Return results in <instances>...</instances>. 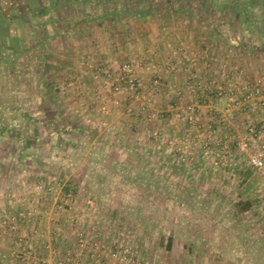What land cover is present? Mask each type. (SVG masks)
Returning a JSON list of instances; mask_svg holds the SVG:
<instances>
[{
	"label": "rangeland",
	"instance_id": "1",
	"mask_svg": "<svg viewBox=\"0 0 264 264\" xmlns=\"http://www.w3.org/2000/svg\"><path fill=\"white\" fill-rule=\"evenodd\" d=\"M8 1L53 8L48 25ZM0 13V264H264V176L239 148L264 123V0ZM129 62L138 99L105 73Z\"/></svg>",
	"mask_w": 264,
	"mask_h": 264
},
{
	"label": "built area",
	"instance_id": "2",
	"mask_svg": "<svg viewBox=\"0 0 264 264\" xmlns=\"http://www.w3.org/2000/svg\"><path fill=\"white\" fill-rule=\"evenodd\" d=\"M172 69L174 67H171ZM134 71V64L132 63H124L120 68L118 69V72L115 74L114 70H106V77L107 80H111L112 83L110 85V90L116 93H124L128 92L132 98L138 99L139 98V90L141 89V85L136 77L133 75ZM107 83V82H106ZM155 85H158V82H154ZM216 92L215 96L218 100H221L224 98V96L229 97V101L232 100V96L235 94V86L228 85V87H223L222 85L216 86ZM262 91L259 88H256L254 92H251L245 96V100L252 99L253 95H260ZM261 106L264 105V102L260 104ZM233 105L231 103L227 104V111H230ZM144 109V106L142 107ZM102 112L106 113V107H102ZM189 120L192 121V117H189ZM253 131L254 138L249 142L246 143H240L239 148L241 151H246L248 155V164L250 167L258 172H261L264 176V123L259 126L257 129H251V132ZM263 141L261 149L256 148L254 146V142ZM13 231L17 229L16 225L12 226ZM26 253V252H25ZM28 259H31L33 256L30 252V250L27 252Z\"/></svg>",
	"mask_w": 264,
	"mask_h": 264
},
{
	"label": "crops",
	"instance_id": "3",
	"mask_svg": "<svg viewBox=\"0 0 264 264\" xmlns=\"http://www.w3.org/2000/svg\"><path fill=\"white\" fill-rule=\"evenodd\" d=\"M27 2H32V0H26ZM88 1V0H87ZM8 3H9V5L10 6H8L9 8H6V17H7V12L9 13V14H12L10 17H7V18H10V22L12 21V23H13V21L15 20V21H18V15H17V13L19 12V11H24L25 12V17H23L22 16V18L21 19H19V21L18 22H23L24 23V25L26 24V25H28V24H30L31 26H32V23H37L38 24V26L39 27H45V26H47L48 25V20L47 19H49V16H50V14L52 13V10H53V8H14V4H17L18 2H16V1H8ZM26 10V11H25ZM33 10L34 11H36V14L38 13L39 15H38V17L36 18V19H34V18H32V14H33ZM93 11V10H92ZM4 14V13H3ZM42 14V15H41ZM19 15H20V13H19ZM1 16H3L1 13H0V17ZM78 16V15H77ZM76 16V18H78ZM84 17V16H83ZM42 21H46L44 24H41V22ZM9 22V23H10ZM50 22V21H49ZM5 23V22H4ZM40 23V24H39ZM50 23H52V21L50 22ZM56 24V22H53V24ZM104 26V25H103ZM102 26V27H103ZM36 26H34V28H35ZM57 38V37H56ZM32 39H31V36L30 35H28V36H23L22 37V41L20 42L21 44H23V45H30L31 43H32V41H31ZM0 42H1V38H0ZM39 44H40V41H39ZM12 46L11 45V43L10 44H8V46ZM91 45H93L94 46V43L92 42L91 43ZM31 48H29V50H30ZM7 52H8V54L7 55H13L12 54V51H11V49L10 48H7ZM13 50V49H12ZM11 51V52H10ZM14 51V50H13ZM102 59H104V60H106V61H112V59L111 58H109V56H103V58ZM111 67H114V64H111ZM22 153V152H21ZM22 155V154H21ZM13 204H14V202H13ZM1 205V204H0ZM3 205H5V203L3 204ZM1 218H8V216H6V215H4V214H0V219ZM27 227H31V226H29V225H26ZM9 249V246L7 245V242L6 241H4V242H1L0 243V258L2 259V257L4 258V256H3V254L7 251ZM5 255V254H4ZM1 262H4V260L2 259L1 260ZM4 264V263H3Z\"/></svg>",
	"mask_w": 264,
	"mask_h": 264
},
{
	"label": "trees",
	"instance_id": "4",
	"mask_svg": "<svg viewBox=\"0 0 264 264\" xmlns=\"http://www.w3.org/2000/svg\"><path fill=\"white\" fill-rule=\"evenodd\" d=\"M235 9H240V8H235ZM68 186V187H67ZM69 185L67 184L66 186H65V190H66V192L67 191H69ZM236 205H237V208L241 211V212H247V211H249L251 208H252V204H251V202L250 201H243V202H241V201H239V202H237L236 203ZM172 242H173V238L172 237H169L168 238V241H167V249H170L171 248V246H172Z\"/></svg>",
	"mask_w": 264,
	"mask_h": 264
}]
</instances>
